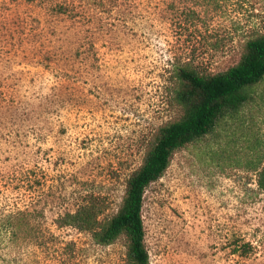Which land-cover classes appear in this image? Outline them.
Returning <instances> with one entry per match:
<instances>
[{
	"label": "rangeland",
	"instance_id": "rangeland-1",
	"mask_svg": "<svg viewBox=\"0 0 264 264\" xmlns=\"http://www.w3.org/2000/svg\"><path fill=\"white\" fill-rule=\"evenodd\" d=\"M263 32L264 0H0V264H123L125 236L103 246L61 219L117 213L182 113L175 66L222 73ZM252 137L264 145V81L146 189L149 264H264Z\"/></svg>",
	"mask_w": 264,
	"mask_h": 264
},
{
	"label": "trees",
	"instance_id": "trees-1",
	"mask_svg": "<svg viewBox=\"0 0 264 264\" xmlns=\"http://www.w3.org/2000/svg\"><path fill=\"white\" fill-rule=\"evenodd\" d=\"M55 7L58 13L70 12L68 3ZM174 75L173 102L182 113L176 121L162 126L150 142L141 166L127 180L117 213L100 220L94 207L84 206L66 214L60 222L62 227L90 233L103 246L125 236L128 244L123 264H149L142 214L144 194L164 175L174 152L205 138L221 120L239 114L254 100L256 88L264 81V32L247 41L240 62L227 71L209 75L187 63L175 66ZM248 141L255 153L260 154L262 141L257 137ZM258 160L260 166L255 171L258 186L264 191V155Z\"/></svg>",
	"mask_w": 264,
	"mask_h": 264
}]
</instances>
